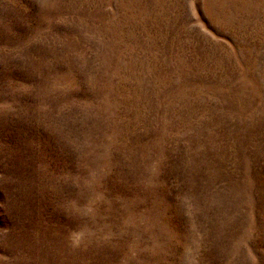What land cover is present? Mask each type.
I'll use <instances>...</instances> for the list:
<instances>
[{
  "label": "rangeland",
  "instance_id": "1",
  "mask_svg": "<svg viewBox=\"0 0 264 264\" xmlns=\"http://www.w3.org/2000/svg\"><path fill=\"white\" fill-rule=\"evenodd\" d=\"M0 264H264V0H0Z\"/></svg>",
  "mask_w": 264,
  "mask_h": 264
}]
</instances>
